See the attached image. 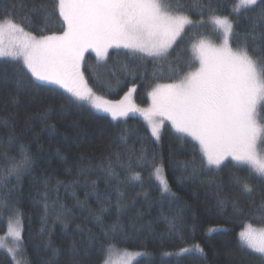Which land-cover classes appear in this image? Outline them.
<instances>
[{
  "label": "trees",
  "instance_id": "16d2710c",
  "mask_svg": "<svg viewBox=\"0 0 264 264\" xmlns=\"http://www.w3.org/2000/svg\"><path fill=\"white\" fill-rule=\"evenodd\" d=\"M177 2L184 5L183 13L194 23L186 28L168 62L154 63L151 58L137 61L141 67L133 80L125 79L118 72L113 76L111 71L118 64L131 62L126 49H111L106 66L95 71L91 69L97 64L96 56L93 53L86 55L82 71L97 95L115 102L135 86L133 103L142 109L148 108L152 103L148 95L150 85L170 82L167 79L172 74L169 64L173 67L179 64L187 70V63L193 57L190 43L201 37L221 35L212 22L209 8L202 6L208 0H172L173 4ZM235 2L237 0H210L216 14L228 16L236 31L244 32L249 21L244 15L232 13ZM33 3L34 0H0V14L6 11L13 14L17 22L23 23L25 31L37 34L45 25L43 13L32 11ZM47 28L49 32L59 31L60 25L53 18ZM5 38L15 39L11 36ZM231 43L234 48L237 46L235 40ZM21 63L10 58L0 59V120L14 117L15 129V137L9 142L11 129L0 123V194L11 189L9 209L0 211V240L5 243L0 247V264H46L48 261L73 264V259L78 264H100V250L105 238L102 225L90 212V209L95 211L100 207L107 209L103 227L119 217L126 233V238L116 242L106 253L107 259L115 252H143L133 264H264L258 254L241 249L238 244V233L248 225L264 227V218L249 210L250 205H259L264 199V182L253 178L254 172L249 175L251 169L248 165L228 160L213 173L201 171L198 146L194 151L195 142L189 137L178 138L179 134L170 124L163 126L161 140L156 143L150 138L147 122L138 112L113 120L107 113L97 112L89 106L66 103L65 96L61 95L63 89L44 85L30 74L18 91ZM154 71L155 77L152 75ZM51 88L55 91H50ZM14 97L18 100L16 104L12 102ZM43 113H47L46 120L40 119ZM122 133L127 137L126 144L120 139ZM144 137L149 138L141 139ZM21 146L31 156L32 163L22 168L18 176L7 175L4 154L19 158ZM142 147L143 154L149 159L153 152L157 154L156 162L162 164L164 177L175 196L162 201L158 182L149 179V168H136L141 171L142 180L127 182V172L117 167L120 179L125 181L120 185L123 196L118 212L115 188L106 185V174L100 166L106 165L109 157L115 164L116 153L123 158L125 148L140 155ZM81 167L91 170L86 174L79 173ZM193 168L197 169L194 176L191 174ZM178 177H183L182 182ZM209 180L213 182L208 183ZM58 181L63 184L58 185ZM92 181H96L98 192L111 194L109 204L102 205L97 201ZM242 182L253 187L251 195L242 191ZM220 200L226 201L223 209L219 206ZM233 204L244 211L234 214ZM14 210L19 212L22 242L16 252H9V244L16 242L8 235L9 220L15 219ZM173 222L174 231L171 230ZM90 235L96 238L91 245L88 241ZM49 241L60 250L55 256L48 246ZM73 241L78 249L74 257L69 252ZM193 244L204 249L203 256L195 252L181 257L164 255Z\"/></svg>",
  "mask_w": 264,
  "mask_h": 264
},
{
  "label": "snow or ice",
  "instance_id": "6c2138e0",
  "mask_svg": "<svg viewBox=\"0 0 264 264\" xmlns=\"http://www.w3.org/2000/svg\"><path fill=\"white\" fill-rule=\"evenodd\" d=\"M202 6L209 8L212 22L222 34V43L217 46L201 37L192 44L193 57L187 63V70L179 64L175 67L169 64L172 74L167 79L170 82H153L150 85L148 95L152 103L148 108L142 109L133 103L135 86L115 102L97 95L85 79L82 65L89 50L95 52L97 58V64L91 69L95 71L106 66L109 49H126L131 62L118 64L111 70L112 75L116 76L118 72L125 79L135 80L137 69L141 67L137 61L151 58L154 63L168 62L173 45L185 32L186 26L194 23L183 13L184 5L178 2L173 4L172 0H34L32 11L43 13L45 26L33 34L25 31L23 23L17 22L13 14L7 11L0 14V59L22 62L17 79L18 91L30 74L44 85L63 89L61 95L65 96L66 103L89 106L97 112L107 113L113 120L138 112L147 122L150 138H154L156 143L161 140L164 122L168 121L175 133L179 134L178 138L190 137L195 142L194 151L198 146L201 171L213 173L231 158L238 165H248L251 169L249 175L252 176L254 172L256 175L253 178L264 182V155L258 151L264 146V0H237L233 3L232 13L244 15L249 21L244 32H237L228 16L216 14L210 0ZM53 18L60 25V30L49 32L47 25ZM5 36L15 39L6 44ZM232 40L237 43L235 48L232 47ZM152 75L156 76L155 71ZM139 78L143 79V76ZM117 83H120L119 79ZM50 91H55V88ZM12 102L16 104L18 100L14 97ZM12 119L5 117L0 120L11 129L9 142L15 137ZM40 119L46 120L47 113L40 114ZM120 139L126 144V135L122 133ZM124 152L123 158L116 153L115 164L109 157L108 163L100 166L106 174V185L115 188L118 212L123 196L120 185L125 181L120 179L117 167L127 172V182L141 181V171L136 168L147 167L150 169L149 179L158 182L162 201L175 196L164 177L162 164L156 162L155 152L151 159L143 154V147L140 155H135L130 148H125ZM4 158L8 165L5 167L7 175L18 176L22 168L32 163L31 156L23 146L19 158L7 153ZM187 168L188 163L185 170ZM90 170L81 167L78 172L86 174ZM191 174L196 175L197 169L193 168ZM178 180L182 182L183 177H178ZM237 182L241 183L239 180ZM57 183L63 184L62 181ZM91 185L98 202L102 205L111 202L110 193L97 191L96 181H92ZM10 191L0 194V211L9 209ZM242 191L251 195L254 189L249 183L242 182ZM44 199H47V191ZM218 203L222 209L226 207V201L220 200ZM44 206L47 209V203ZM232 207L234 214L244 211L237 204ZM249 210L264 218V199L259 205H250ZM106 211L105 207L95 211L90 209L102 225V236L105 238L100 250V264H109L106 253L116 242L126 238L119 217L103 227ZM13 215L15 219L9 220L8 235L20 244L22 227L18 210H14ZM171 230H175L174 222ZM95 239L90 235L89 245ZM238 244L241 249L258 254V258L264 261V227L256 229L248 225L238 233ZM48 246L54 256L59 253L60 250L50 241ZM0 247H4L2 240ZM8 251L13 250L9 248ZM69 252L73 257L78 253L75 241ZM190 252L204 255V249L199 244L181 247L174 253L166 252L164 255L181 257ZM46 264L54 262L48 261ZM73 264L78 262L73 259Z\"/></svg>",
  "mask_w": 264,
  "mask_h": 264
},
{
  "label": "rangeland",
  "instance_id": "374dc122",
  "mask_svg": "<svg viewBox=\"0 0 264 264\" xmlns=\"http://www.w3.org/2000/svg\"><path fill=\"white\" fill-rule=\"evenodd\" d=\"M188 26H186L187 28ZM186 30V29H185ZM183 35V34H182ZM182 38V36L180 38H178L177 40V43L179 42V40ZM203 38H206L208 40H210L213 44L215 45H220L222 43V40H223V37H222V34L219 36V37H215V38H211V37H203ZM10 40H8L7 38H5V43L7 44ZM197 41H194L193 43H196ZM176 43V44H177ZM193 43H190V48H191V52H192V44ZM176 44L173 45V48L176 47ZM233 47V45H232ZM173 48L170 50V53L172 52ZM111 49H109L110 51ZM89 53H93L95 55V52L89 50L88 52L85 53V57L86 55H88ZM172 54V53H171ZM96 56V55H95ZM84 63V62H83ZM197 66H198V62H197ZM135 93V92H134ZM133 93V95H134ZM151 99V97H150ZM151 106V104H150ZM165 124H170V122L168 121H165L164 122V125ZM171 126V124H170ZM190 138V137H189ZM258 151L260 152L261 155H264V146H261ZM228 160H231V158H229ZM227 160V161H228ZM225 161V163L227 162ZM253 228H256V229H259V228H262V227H253ZM3 244H5L3 242ZM7 244V243H6ZM10 248L13 250V251H17V248H18V244L16 242H13V243H10L9 244ZM137 253H141V255H137ZM143 255V252H135V253H132V252H115L114 254H112L110 256V258L108 259L109 261V264H133L139 257H141Z\"/></svg>",
  "mask_w": 264,
  "mask_h": 264
}]
</instances>
